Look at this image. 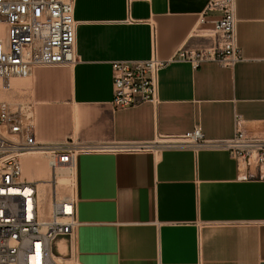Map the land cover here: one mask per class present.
I'll list each match as a JSON object with an SVG mask.
<instances>
[{
    "label": "crops",
    "instance_id": "crops-1",
    "mask_svg": "<svg viewBox=\"0 0 264 264\" xmlns=\"http://www.w3.org/2000/svg\"><path fill=\"white\" fill-rule=\"evenodd\" d=\"M210 0H74V64L35 67L29 105L65 114L62 137L94 150L74 169L79 227L55 252L74 264H264V180L223 149L128 152L199 129L206 140L231 139L264 127V0H235L232 66L176 59L209 46L199 19ZM167 61L157 103L112 108L111 64ZM30 76V75H29ZM44 112V111H43ZM58 141H44L56 143Z\"/></svg>",
    "mask_w": 264,
    "mask_h": 264
},
{
    "label": "built area",
    "instance_id": "built-area-1",
    "mask_svg": "<svg viewBox=\"0 0 264 264\" xmlns=\"http://www.w3.org/2000/svg\"><path fill=\"white\" fill-rule=\"evenodd\" d=\"M138 1L125 0L129 13ZM235 0H210L199 24L211 21L209 46L182 49L176 59L197 67L202 62L232 66L239 60L236 46ZM74 0H0V81L29 77L35 67L74 64L77 23ZM167 64L155 51L143 61H117L111 64L112 108L128 109L157 103L159 71ZM9 85L7 84V87ZM0 102V264H60L56 242L65 236L74 239L79 227L74 195V169L78 155L94 150L71 139L43 143L36 138L29 110H13ZM231 139L206 140L195 128L179 140L154 143L128 152L150 151L157 145L171 148L223 149L248 169L249 177L264 180V127L256 133L240 128ZM39 152L48 157L49 178L26 179L21 158ZM62 171L67 175L61 178ZM62 179H65L62 181ZM69 246L67 258L74 250ZM60 258V257H59Z\"/></svg>",
    "mask_w": 264,
    "mask_h": 264
},
{
    "label": "rangeland",
    "instance_id": "rangeland-1",
    "mask_svg": "<svg viewBox=\"0 0 264 264\" xmlns=\"http://www.w3.org/2000/svg\"><path fill=\"white\" fill-rule=\"evenodd\" d=\"M32 73V72H31ZM31 74L29 77L24 79H11L8 83L1 82L0 81V93L2 94L0 97V102H4L7 104L12 105L13 110H18V108L22 109V112L29 110L31 111L29 115H31L32 119V125L34 126V132L36 134L37 140L44 142V141H65L66 138L62 135V137H55V135H60L55 130V122H58L61 124L65 119V114H55V109H39L36 107H32L29 105V100L27 98L28 95V89H29V80H30ZM12 81H19L20 84L14 85ZM7 84L9 85V88L7 87ZM12 86V87H11ZM44 111V112H43ZM158 143L162 144L165 143L161 140L158 141ZM28 154H35V153H28ZM47 157V156H46ZM45 158V157H44ZM48 157L45 158V162H47ZM48 164V163H47ZM49 167L46 173L40 177L39 179H47L49 178ZM65 174V171H62V177L67 175V172ZM47 175V176H46ZM65 178V177H64ZM37 179V178H36ZM65 179H62L64 181ZM62 256L56 257V260L60 264H74V262L67 258L68 252H61ZM60 257V258H59Z\"/></svg>",
    "mask_w": 264,
    "mask_h": 264
},
{
    "label": "bare ground",
    "instance_id": "bare-ground-1",
    "mask_svg": "<svg viewBox=\"0 0 264 264\" xmlns=\"http://www.w3.org/2000/svg\"><path fill=\"white\" fill-rule=\"evenodd\" d=\"M12 82L14 83V85L20 84L19 81H12ZM1 95L2 94L0 93V96ZM34 153H35L34 155L33 154H24V155H22V158H21L22 175L24 178H26L28 180L29 179H36V178L39 179L48 170V164H47L48 161L45 162V158H47L46 155L41 154L39 152H34ZM65 174H66V172H65Z\"/></svg>",
    "mask_w": 264,
    "mask_h": 264
}]
</instances>
